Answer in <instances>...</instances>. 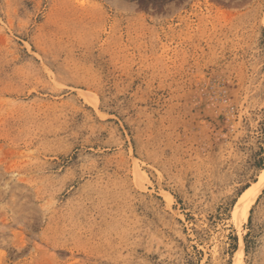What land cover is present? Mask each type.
<instances>
[{
    "label": "rangeland",
    "instance_id": "1",
    "mask_svg": "<svg viewBox=\"0 0 264 264\" xmlns=\"http://www.w3.org/2000/svg\"><path fill=\"white\" fill-rule=\"evenodd\" d=\"M264 0H0V264H264Z\"/></svg>",
    "mask_w": 264,
    "mask_h": 264
},
{
    "label": "bare ground",
    "instance_id": "2",
    "mask_svg": "<svg viewBox=\"0 0 264 264\" xmlns=\"http://www.w3.org/2000/svg\"><path fill=\"white\" fill-rule=\"evenodd\" d=\"M263 187H264V169L261 171L260 181L254 183V185L247 188L242 193V195H240V198L236 202L233 211L234 212L233 216L238 222H241L242 219H245V221L248 219L250 209L252 205L255 203L256 199L258 198ZM243 253H244V242L242 240L238 254H236L237 255V259H235L236 263L234 264H241Z\"/></svg>",
    "mask_w": 264,
    "mask_h": 264
}]
</instances>
